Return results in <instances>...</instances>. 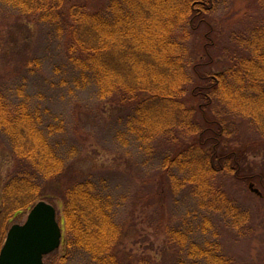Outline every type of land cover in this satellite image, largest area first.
<instances>
[{"label":"trees","instance_id":"16d2710c","mask_svg":"<svg viewBox=\"0 0 264 264\" xmlns=\"http://www.w3.org/2000/svg\"><path fill=\"white\" fill-rule=\"evenodd\" d=\"M0 2L29 20L55 26L58 34L65 36L69 59L80 73L77 82L94 84L100 99L125 116V126L140 141V147L148 154L163 155L161 171L173 189H188L202 197V208L225 213L238 227L243 224L245 218L234 203L227 201L216 175L232 171L238 164V153L225 146L231 143L226 133L233 123L228 115L242 116L257 131V121H264V97L259 95L264 94V66L256 62L264 59V53L256 55L259 47L264 52V24L252 22L242 36V44L250 53L247 60L257 63L255 67L246 66L241 60L237 73L245 84H237L239 80L234 77L227 78L233 82L226 84L221 82L225 70L217 74L199 71L196 58L186 46L201 27L211 29L208 18L215 0H109L103 5L98 0ZM262 10L264 18V0ZM247 92L249 96H245ZM4 99L0 91V130L9 136L14 165L2 188L0 235L19 210L40 200L37 176H46L49 168L59 171L62 163L49 141L53 126L45 127L40 113L32 112L25 101L12 108ZM215 100H219L218 111L213 109ZM258 133L264 137V131ZM175 168L185 175L183 180L173 174ZM239 175L242 181L264 183V174L252 169L245 176ZM51 188L64 204L61 246L72 253L90 255L95 264H119L120 251L116 248L122 229L114 222L110 198L97 191L92 181H73L64 186L54 181ZM8 202L10 212L5 209L3 217ZM174 234L171 242L179 251L188 250L192 261L228 264L223 255L216 254V244L200 248L187 243L186 234Z\"/></svg>","mask_w":264,"mask_h":264},{"label":"rangeland","instance_id":"374dc122","mask_svg":"<svg viewBox=\"0 0 264 264\" xmlns=\"http://www.w3.org/2000/svg\"><path fill=\"white\" fill-rule=\"evenodd\" d=\"M98 1L103 5L109 0ZM213 7L208 18L211 29L201 27L185 44L196 58L199 71L217 74L225 70L222 83L229 84L233 80L226 79L234 77L239 80H234L237 84H245L237 73L241 60H245L242 65L264 66V59L257 63L247 60L249 49L242 44V36L252 22L264 24L263 0H215ZM262 51L259 47L256 55L263 54ZM79 79L80 73L67 54L66 38L58 34L55 26L29 20L0 2V91L12 108L25 101L32 112L40 113L45 127L53 126L49 141L62 163L59 171L49 168L46 176L39 175L42 180L37 176V201L56 208L63 230L64 204L51 186L54 181L63 186L73 181H92L97 191L110 198L114 222L122 229L116 248L120 251L119 264H205L203 260L189 259L188 250L179 251L178 245L171 242L175 231L186 234L187 243L193 242L200 248L216 244V254L223 255L228 264H264V183L242 181L239 175L249 169L264 174V137L258 133L264 131V121H257V131L242 116L228 115L233 123L230 122L226 133V140L231 143L226 142L225 146L238 153V164L233 165L232 171L216 175V182L225 189L227 201L234 203L245 218L238 227L225 213L202 208L201 196L181 187L173 189L161 171L163 155L143 150L140 141L129 133L119 109L101 100L94 84L85 86L77 82ZM225 97L230 99L228 94ZM233 97L241 98L237 94ZM213 109H220L219 100L214 101ZM8 137L1 128L0 210L2 188L14 165ZM173 174L181 180L185 177L176 168ZM37 201L15 215L7 231L0 235V249L10 227L24 223ZM4 207L3 217L5 209L10 212L9 202ZM53 253L44 258V264L96 263L90 255L69 252L64 246Z\"/></svg>","mask_w":264,"mask_h":264},{"label":"water","instance_id":"95a60500","mask_svg":"<svg viewBox=\"0 0 264 264\" xmlns=\"http://www.w3.org/2000/svg\"><path fill=\"white\" fill-rule=\"evenodd\" d=\"M61 241L56 209L40 201L29 210L24 223L8 230L0 250V264H43V258L59 249Z\"/></svg>","mask_w":264,"mask_h":264}]
</instances>
